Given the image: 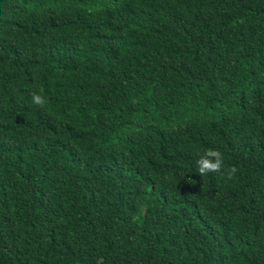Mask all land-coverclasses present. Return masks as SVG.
I'll list each match as a JSON object with an SVG mask.
<instances>
[{"label":"trees","instance_id":"16d2710c","mask_svg":"<svg viewBox=\"0 0 264 264\" xmlns=\"http://www.w3.org/2000/svg\"><path fill=\"white\" fill-rule=\"evenodd\" d=\"M0 264H264V0H0Z\"/></svg>","mask_w":264,"mask_h":264}]
</instances>
